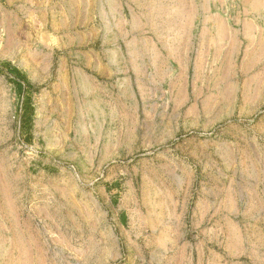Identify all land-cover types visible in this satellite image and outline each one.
<instances>
[{
  "label": "rangeland",
  "instance_id": "obj_1",
  "mask_svg": "<svg viewBox=\"0 0 264 264\" xmlns=\"http://www.w3.org/2000/svg\"><path fill=\"white\" fill-rule=\"evenodd\" d=\"M244 0H0V264H264V45Z\"/></svg>",
  "mask_w": 264,
  "mask_h": 264
},
{
  "label": "crops",
  "instance_id": "obj_2",
  "mask_svg": "<svg viewBox=\"0 0 264 264\" xmlns=\"http://www.w3.org/2000/svg\"><path fill=\"white\" fill-rule=\"evenodd\" d=\"M37 5L41 0H35ZM43 2V0H42ZM244 5L260 19H236L239 30H233L231 24L223 17L204 15L199 21L202 28L199 31V46L203 49L225 50L230 47L264 45V0H244Z\"/></svg>",
  "mask_w": 264,
  "mask_h": 264
}]
</instances>
